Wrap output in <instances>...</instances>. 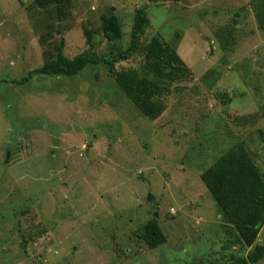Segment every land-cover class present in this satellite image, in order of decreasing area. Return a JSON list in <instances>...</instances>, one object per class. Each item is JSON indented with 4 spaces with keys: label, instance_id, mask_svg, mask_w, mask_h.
<instances>
[{
    "label": "rangeland",
    "instance_id": "obj_1",
    "mask_svg": "<svg viewBox=\"0 0 264 264\" xmlns=\"http://www.w3.org/2000/svg\"><path fill=\"white\" fill-rule=\"evenodd\" d=\"M255 3L71 0L59 22L34 0H0V264H224L247 256L251 248L237 241L201 173L240 144L264 173V29ZM140 7L150 18L141 48L116 67L139 68L145 43L160 35L194 73L172 85L157 119L103 63L21 82L43 64L40 39H59L57 28L69 58L90 48L86 28L97 54L127 49ZM111 14L121 39L103 30ZM155 212L167 240L150 248L140 227ZM263 244L264 224L254 245Z\"/></svg>",
    "mask_w": 264,
    "mask_h": 264
},
{
    "label": "trees",
    "instance_id": "obj_2",
    "mask_svg": "<svg viewBox=\"0 0 264 264\" xmlns=\"http://www.w3.org/2000/svg\"><path fill=\"white\" fill-rule=\"evenodd\" d=\"M160 1V0H151ZM37 7L46 10L59 22L71 15V0H34ZM256 17L264 29V0H256ZM150 22L145 8L135 10L130 46L116 49L109 55L95 52L93 31L86 28L90 48L74 58L64 54L65 39L57 28L60 38L49 41L42 36L44 62L31 71L21 82L30 80L33 73L50 75H75L88 64L103 63L115 78L127 97L150 120L160 117L167 108L165 98L176 82L191 80L192 69L176 48L160 35L152 36L144 46V62L139 68L118 69L116 64L130 58L141 48L142 37ZM103 30L110 39L123 37L120 18L116 14L103 16ZM117 51V52H116ZM219 77V76H218ZM217 77V78H218ZM212 77L207 82H210ZM11 150H8V162ZM201 179L215 198L224 220L237 233V241L251 248L246 257L224 264H257L264 257V244L254 245L264 224V173L252 160L243 144L234 146L216 159L201 173ZM140 236L150 248L163 245L167 238L154 216L140 227Z\"/></svg>",
    "mask_w": 264,
    "mask_h": 264
},
{
    "label": "water",
    "instance_id": "obj_3",
    "mask_svg": "<svg viewBox=\"0 0 264 264\" xmlns=\"http://www.w3.org/2000/svg\"><path fill=\"white\" fill-rule=\"evenodd\" d=\"M154 216H155V217H157V216H158L157 212H155V213H154Z\"/></svg>",
    "mask_w": 264,
    "mask_h": 264
}]
</instances>
